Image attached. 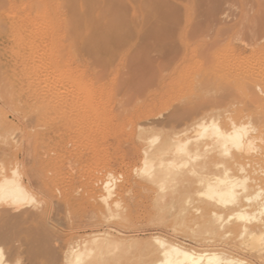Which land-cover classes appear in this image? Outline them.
Here are the masks:
<instances>
[{
	"label": "rangeland",
	"instance_id": "374dc122",
	"mask_svg": "<svg viewBox=\"0 0 264 264\" xmlns=\"http://www.w3.org/2000/svg\"><path fill=\"white\" fill-rule=\"evenodd\" d=\"M90 1L0 0V23L7 28L0 35L1 78L9 79L20 54L37 70L30 78L23 74L15 89L0 84V148L6 149L0 171L19 170L34 201L15 209L3 226L0 246L11 264H58L55 257L68 243L101 238L106 230L112 248L135 238L131 244L151 243L159 231L171 237L142 202L146 191L136 182L149 167L141 148L156 150L164 133L186 127L190 167L204 157L197 131H191L202 113L212 111L221 121L223 112L263 108V101L248 100L241 90L253 93L241 68L252 53L264 54V0H157L153 6V0ZM29 29L39 32L32 36ZM254 37L262 40L250 47ZM167 62L176 72L160 78ZM261 76L253 83H263ZM20 85L29 88L19 93ZM74 98L96 105L83 123L65 120L78 115ZM122 181L124 191L116 196Z\"/></svg>",
	"mask_w": 264,
	"mask_h": 264
},
{
	"label": "bare ground",
	"instance_id": "6f19581e",
	"mask_svg": "<svg viewBox=\"0 0 264 264\" xmlns=\"http://www.w3.org/2000/svg\"><path fill=\"white\" fill-rule=\"evenodd\" d=\"M154 1L157 3V0H153L152 6ZM89 2L92 1L89 0ZM150 9L153 8L150 7ZM76 10V8L73 10L74 13H79ZM149 12L151 13L152 10H149ZM6 29L0 23V35ZM29 30L30 35L39 32L37 30L41 31V29ZM16 34L18 33L14 35ZM20 35L14 36V39L16 41L20 40ZM259 39L258 37H254L247 45H250V47L258 45V41L264 39V36L261 40ZM150 46H152L151 43L149 44V50L152 47L154 48V46L151 48ZM30 47L27 43L26 48ZM146 54H148L147 51ZM251 55L245 61L248 66H242L241 74L246 73L244 75L249 76L250 81L254 82L256 78H259L257 76L261 74L263 76L264 74V56H262L264 54L259 55L258 53L257 55L256 53H252ZM26 56L19 55L20 59L12 66L9 79L4 81L0 76V84L15 89L17 85L13 86L23 74L26 75V78L34 75V71L37 70H35L36 68H34L32 63L27 61ZM236 58L239 59L240 57ZM241 61L243 62V58ZM239 63L237 62V64ZM162 64L165 67L163 71H168V62L167 64ZM173 68L167 74L165 73L166 71L163 72L160 78L166 79V77L174 73L175 69ZM161 72L162 70H160V74ZM149 74H152V71ZM153 74L156 77L158 75L154 71ZM253 75L257 76L251 80L250 76L252 77ZM259 80L262 83V78ZM260 81L255 84L251 83V86H253L251 87L253 90L251 94L249 93L251 90H248L249 88L245 85V87H242L243 89L241 88L246 99L254 102L259 101L260 103L263 101L264 103V82L261 84ZM229 87L227 88L229 89ZM17 88H19L18 92L20 93L25 92L29 87L20 85ZM239 92L241 91L239 90ZM228 93L226 95L232 94L230 93V89ZM85 99L83 98V100ZM78 100L72 103L78 111V115L75 117L68 116L65 118L66 121L73 123L78 118H82V122L79 120L77 122L83 123L96 107V105L94 106V104L89 103V100L88 102H79ZM236 109L232 110L234 112L232 114L230 110V112L226 111L227 114L223 112L225 115L221 117V121L219 119L220 122L214 119L216 118V113L212 117V111L211 114L207 111L211 117L206 112L202 113V117L192 124L191 131H197V135L194 133L196 135L194 138L198 142L200 140L202 154H204L202 161L196 165L192 163L193 167L187 166L190 164V157H193L191 156L192 147H188L191 139L189 140V137L182 138L188 131L186 127H183L182 131H176L174 128L175 132L173 133V129H171L172 131L169 130L172 134H168L166 132L168 130H165L166 133L163 132L165 139H162L160 147H156V150H148L146 145L143 148L139 146L143 149L142 152L145 155L141 158L144 161L143 165L149 167L146 176L136 182L141 190L146 191L145 200H142V202L147 201L149 203L145 202L147 204L145 206H149L147 211L155 216V220H157L155 222H157L160 229L162 231L165 229L169 233L168 236L170 235L171 237L158 235L160 233L158 230L159 232L152 233L150 238L152 240L151 243H143L144 241L140 242V240V243L131 244L130 241L132 240L131 242H133L134 239L130 238L131 240L129 239V241L128 237L130 236H127V238L125 236L129 244H122L112 248L109 246V242L112 241L110 240L111 236H109L111 235V231L105 229L106 233L103 234L104 237L100 238L97 234V237L93 239H85L84 236V239H79L78 237V240L71 241L59 256H54L56 258L55 261L58 259V264H264V104L263 108L259 109L243 107L238 108V110ZM157 123L154 125H157ZM144 131L145 129L142 132ZM141 135H139L141 139L143 138L141 145L144 146L143 142L145 143L146 139L144 140V138L146 136L145 133ZM173 142L175 145H172ZM189 146L191 145L189 144ZM5 150L4 148H0V152H5ZM136 152L140 155L139 151ZM139 155L137 154V156ZM193 159H196V156ZM4 169L0 171V241L5 238L4 234H2L3 226L9 218L13 217L12 212L21 206L23 207L28 202H34L27 188L28 185L26 186L22 177H18L19 170L17 171L16 168H13V175H8L5 174L7 169ZM125 179L123 180L125 181ZM124 181H122V185L119 184L121 188L117 192L115 191L116 196L120 194V191H124ZM108 182L111 181L109 180ZM127 182H129V179ZM167 183L170 185L169 189L164 188V185H167ZM103 194L106 193L104 192ZM117 198H119V195ZM115 200L113 201L115 202ZM104 203L102 204L103 206ZM109 207L108 210L111 211ZM115 207L112 210L113 212H115ZM143 209L145 210V208ZM76 211L78 212L77 209ZM116 213L118 214L119 210L116 209ZM110 214L112 213L110 212ZM104 219L103 217V221H108L107 218L106 220ZM110 220L108 222H112ZM150 221H152V224L154 223L153 219ZM158 225L155 223L156 227ZM123 226L125 227V225ZM115 233L117 234V232ZM115 233L114 236L116 238L117 235ZM119 236L123 237L124 235H118V238ZM119 239L123 240L122 238ZM71 240L73 239L71 238ZM5 253L0 246V264H11ZM54 257H51V260L52 258L54 260ZM44 262L43 264H47Z\"/></svg>",
	"mask_w": 264,
	"mask_h": 264
}]
</instances>
